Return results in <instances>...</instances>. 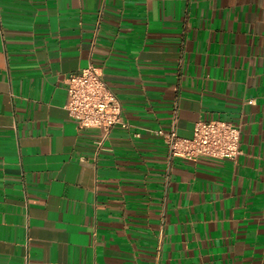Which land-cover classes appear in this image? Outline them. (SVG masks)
I'll return each instance as SVG.
<instances>
[{
	"label": "crops",
	"instance_id": "0c3cea01",
	"mask_svg": "<svg viewBox=\"0 0 264 264\" xmlns=\"http://www.w3.org/2000/svg\"><path fill=\"white\" fill-rule=\"evenodd\" d=\"M0 264H264V0H0ZM95 36L97 40L94 43ZM122 103L68 114L89 64ZM241 128L236 161L159 128Z\"/></svg>",
	"mask_w": 264,
	"mask_h": 264
},
{
	"label": "built area",
	"instance_id": "2783aa9c",
	"mask_svg": "<svg viewBox=\"0 0 264 264\" xmlns=\"http://www.w3.org/2000/svg\"><path fill=\"white\" fill-rule=\"evenodd\" d=\"M96 40L97 36L94 43ZM66 83L68 100L65 108L80 130H99L107 138L116 126L127 127L122 103L108 86L101 67L91 63L69 75ZM155 133L163 138L171 158L197 160L211 157L236 161L242 154L241 128L221 119L197 121L190 138L180 136L175 128H159Z\"/></svg>",
	"mask_w": 264,
	"mask_h": 264
}]
</instances>
